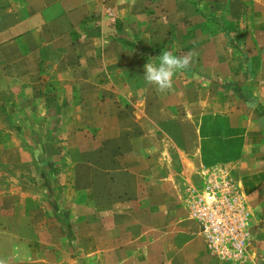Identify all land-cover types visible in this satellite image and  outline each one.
I'll list each match as a JSON object with an SVG mask.
<instances>
[{
	"label": "rangeland",
	"instance_id": "1",
	"mask_svg": "<svg viewBox=\"0 0 264 264\" xmlns=\"http://www.w3.org/2000/svg\"><path fill=\"white\" fill-rule=\"evenodd\" d=\"M189 1L193 12L188 13L203 18L197 32L186 38L190 25L181 21L160 23L154 32L138 31L124 40L139 53L137 66L121 70L116 80L106 78L107 85L100 84L96 69L82 68V53L73 59L78 66L74 72L53 70L50 65L59 55L45 53L43 84L27 88L0 80V132L10 131L6 141L20 145L23 153L21 164L0 161V191L13 193L19 202L6 204V210L13 211L10 223L22 225L13 229L20 242L6 246L19 256L16 264H30L28 259L36 255L46 264H164L162 246L154 263L147 260L148 244L164 243V231H147L151 227L146 221V230L116 224L122 216L116 212L125 202L130 204L133 188L165 190L160 183L131 182L130 177L146 181L156 167L140 166L137 159V164L128 165L135 152L126 142L141 145V159L150 160L151 151L160 149L168 163L171 160L174 176L167 185L171 198L166 204L189 210L209 181L227 180L237 190L232 178L240 166L235 164L264 158V12L255 5L257 0H230L207 8H201L199 0ZM150 8L160 17L171 7ZM177 11L172 7L166 14L174 17ZM165 49L194 55L191 67L175 75L172 89L160 93L145 83L144 65ZM82 79L89 82L84 90L95 92L96 99L68 102L78 86L82 89L77 83L69 94V81L84 83ZM57 90L59 102L43 98ZM83 130L86 134L77 133ZM201 156L213 164L196 173L191 162ZM158 167L163 174L164 166ZM123 189L126 198L121 201L117 191ZM164 200L156 197L160 206ZM141 202L149 203L147 198ZM139 237L142 243L135 242ZM243 259H233L234 264Z\"/></svg>",
	"mask_w": 264,
	"mask_h": 264
},
{
	"label": "crops",
	"instance_id": "2",
	"mask_svg": "<svg viewBox=\"0 0 264 264\" xmlns=\"http://www.w3.org/2000/svg\"><path fill=\"white\" fill-rule=\"evenodd\" d=\"M229 1L199 0V5L201 8H207L223 4V2L227 4ZM232 1L236 4L235 1L238 0ZM255 5L264 12V0H257ZM152 6L171 7L167 8L166 12H170L172 7H178L177 15L172 17L163 12L160 17H157L154 14V9L150 8ZM0 7H4V9H0V13L3 15V19L0 18V80H7L6 83L14 81L20 87L27 88L44 83L40 72L45 68L43 67L45 53L59 55L50 68L55 71L67 69L73 72L78 67L75 66L73 59L80 55L78 53H82L83 58L79 61L85 64L82 68L96 69L99 72L98 81L100 84L107 85L106 78L116 80L117 74L121 70L133 69L139 62V53L133 47L125 46V42H128L124 41L125 39L133 38L138 31H142V33L154 32L157 30L155 27L158 24L173 21H181L185 24L189 22L190 32L184 33L188 38L193 35L192 33L197 32L200 25L204 24L200 15L188 13V11L193 12L189 0H0ZM214 16L219 17V13ZM197 36H201L200 32ZM61 54L64 55L62 58H60ZM100 80H104L103 84ZM82 81L84 83L69 81V94L71 88L77 87V83L82 85V89L78 86L79 92L71 93L66 99L68 102L79 99L77 101L91 103L96 99L92 94L95 92L84 90L89 82L86 79H82ZM57 91L58 93L55 91L52 95H44L43 98L50 99L51 102H59L60 95L59 90ZM109 100L106 94V103ZM84 108L86 107L84 106ZM26 113L29 115L27 111ZM85 113L87 114V112ZM44 114L38 112L37 116H44ZM102 114L104 117V113ZM30 115L32 114L30 113ZM27 126H24L23 129L28 128ZM106 130L109 128L107 127ZM83 132L86 134L85 130L77 133ZM8 133L11 132L6 130L0 132V138L3 135L4 139L3 143L0 142L2 151L0 161L5 165L21 164L23 162L22 147L11 140L6 141L9 138ZM111 145L115 146L116 144L111 143ZM125 146H128L131 152H135L133 161L130 160L128 165L138 163L140 166L156 167L153 171L154 175H148L146 181L136 174L139 179L130 177L131 182L140 184L147 181L155 182L165 187V190H161V192L133 188L130 204L127 205L125 202V205H122L121 209L116 212L122 215L118 219L119 223L116 222V224L146 230L142 223L146 221L150 223L151 227L147 231H164V243L151 241L148 244V252L152 257L151 259L147 253L148 262L152 260L154 263L157 247L162 246L164 264H234L233 260L223 259L208 251L201 227L190 218L188 206L176 207L166 204L170 203L167 202V198L170 197L167 193L171 194L167 185L174 176L172 168L169 167L171 160L168 163L160 149L151 151L150 160L148 157L146 160L141 159L140 155L142 156L143 151L141 145L126 142ZM178 151L181 163L184 165L182 155L185 156V152L181 149ZM136 159L137 163H135ZM244 159L245 163L235 164V167L240 166V168L234 170L232 178L236 184L237 192L242 197L243 204L250 214L247 227L248 245L246 255L240 264H264V158L259 160ZM254 161L260 162L255 163ZM191 164L197 168L196 171L194 170L197 173L199 167L206 168L207 166L208 168L213 163L204 162L201 156ZM160 165L164 166L163 174L160 173L158 167ZM132 176L135 177V175ZM124 192H126L124 189L117 191V194L123 197L121 201L126 198ZM2 194L4 193L0 191V209L3 210V213L0 214V247L3 246V250H0V259H4L6 264H16L20 260L19 256L13 255L10 249H6V246L20 242V239L13 235V229H20L22 225L21 223H13L14 225L10 223L13 211H10L9 208L6 210V204L14 201L16 205H19V202L13 197V193ZM156 197L165 199L162 206H160L161 202H156ZM145 198L149 201L148 205L141 204V199ZM9 212L11 213L9 214ZM146 215L147 219H145ZM129 218L131 221L125 222ZM24 229L30 228L27 226ZM142 241L141 237L135 238V242L142 243ZM123 243H128V241L123 239ZM36 256L38 257L28 259L30 264H46L47 260L42 255ZM161 261L159 260V262Z\"/></svg>",
	"mask_w": 264,
	"mask_h": 264
},
{
	"label": "built area",
	"instance_id": "3",
	"mask_svg": "<svg viewBox=\"0 0 264 264\" xmlns=\"http://www.w3.org/2000/svg\"><path fill=\"white\" fill-rule=\"evenodd\" d=\"M190 214L201 226L213 254L230 260L245 257L250 214L230 182L209 181L203 192L192 199Z\"/></svg>",
	"mask_w": 264,
	"mask_h": 264
},
{
	"label": "clouds",
	"instance_id": "4",
	"mask_svg": "<svg viewBox=\"0 0 264 264\" xmlns=\"http://www.w3.org/2000/svg\"><path fill=\"white\" fill-rule=\"evenodd\" d=\"M193 53L176 55L172 50H164L158 58H150L144 65L143 79L158 92L170 91L177 73L188 70L193 62ZM0 264H6L0 259Z\"/></svg>",
	"mask_w": 264,
	"mask_h": 264
}]
</instances>
